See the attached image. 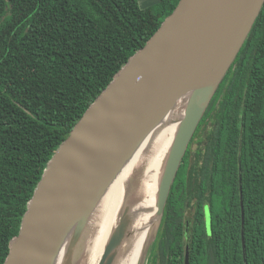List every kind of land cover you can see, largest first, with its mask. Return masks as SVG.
<instances>
[{
    "label": "trees",
    "instance_id": "obj_1",
    "mask_svg": "<svg viewBox=\"0 0 264 264\" xmlns=\"http://www.w3.org/2000/svg\"><path fill=\"white\" fill-rule=\"evenodd\" d=\"M178 2L0 0V264L54 152ZM209 122L195 184L186 150L147 264H184L185 248L190 264H264V5L197 129Z\"/></svg>",
    "mask_w": 264,
    "mask_h": 264
},
{
    "label": "water",
    "instance_id": "obj_2",
    "mask_svg": "<svg viewBox=\"0 0 264 264\" xmlns=\"http://www.w3.org/2000/svg\"><path fill=\"white\" fill-rule=\"evenodd\" d=\"M263 5L264 0H179L48 161L3 264H79L101 199L145 138L171 114L177 128L163 159L154 220L140 255L147 264L193 134ZM239 196L243 227L241 185ZM126 210L121 209L94 264H113L130 236ZM241 236L244 251L243 231ZM184 264H190L188 248Z\"/></svg>",
    "mask_w": 264,
    "mask_h": 264
},
{
    "label": "bare ground",
    "instance_id": "obj_3",
    "mask_svg": "<svg viewBox=\"0 0 264 264\" xmlns=\"http://www.w3.org/2000/svg\"><path fill=\"white\" fill-rule=\"evenodd\" d=\"M179 109L177 121L183 116ZM177 128L170 114L141 143L131 159L108 188L89 221V234L84 241V255L79 264L89 263L88 252L93 241H97L95 253L104 248L121 209L127 208V219L131 223V234L120 245L113 264H137L155 215V192L164 156L169 149ZM132 195V200L127 196ZM105 225L98 238L95 229L101 218ZM96 238V240H95ZM99 257V253H98Z\"/></svg>",
    "mask_w": 264,
    "mask_h": 264
},
{
    "label": "flooded vegetation",
    "instance_id": "obj_4",
    "mask_svg": "<svg viewBox=\"0 0 264 264\" xmlns=\"http://www.w3.org/2000/svg\"><path fill=\"white\" fill-rule=\"evenodd\" d=\"M211 124L212 123L209 122L208 124H206L207 126L204 125L200 129H197L195 133L193 134V137L187 148V151L189 152L188 157H187L188 159L187 178H191L192 184H195L196 172L199 173V170H198L199 167L197 168V165L200 166L201 159H203V154L205 153V145H206L207 136H210V130H211L210 125ZM202 202H203V207L205 210V208H207V198L203 197ZM199 203L200 201H199V195H198L197 190L194 191L192 194H190V191H186L185 207L187 209L183 211L182 218H181L182 222L185 225V228L189 227L188 219L190 218L189 217L190 214H193V212L194 213L197 212V214L199 213L198 210L196 211V209L199 206ZM159 243L161 244V228H160V235H159Z\"/></svg>",
    "mask_w": 264,
    "mask_h": 264
},
{
    "label": "rangeland",
    "instance_id": "obj_5",
    "mask_svg": "<svg viewBox=\"0 0 264 264\" xmlns=\"http://www.w3.org/2000/svg\"><path fill=\"white\" fill-rule=\"evenodd\" d=\"M154 3H157V0H139V5L141 8H146V7L152 6V4H154ZM127 197L130 200H132V195L131 196L128 195ZM104 225H105V218L103 217V218H101V220L99 221V223L97 225V228L95 229L96 238H98L99 235L101 234ZM96 238H95V240H96ZM97 243H98L97 241H93V243L90 246V249L88 252V259H87V261H89V263L92 262L93 260H96L98 258V253L100 256L102 251H103V249L101 247L99 249L98 253H95ZM144 261H145V256L142 259H140L137 264L144 263Z\"/></svg>",
    "mask_w": 264,
    "mask_h": 264
}]
</instances>
